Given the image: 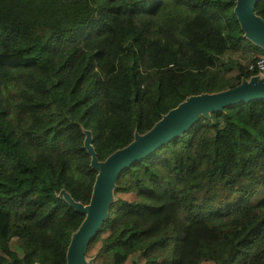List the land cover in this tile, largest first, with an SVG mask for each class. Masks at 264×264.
<instances>
[{
  "label": "trees",
  "instance_id": "16d2710c",
  "mask_svg": "<svg viewBox=\"0 0 264 264\" xmlns=\"http://www.w3.org/2000/svg\"><path fill=\"white\" fill-rule=\"evenodd\" d=\"M235 4L0 0V264H67L85 214L65 194L87 204L98 173L86 140L105 161L187 97L260 76ZM98 241L104 264H264V99L210 110L124 169L90 264Z\"/></svg>",
  "mask_w": 264,
  "mask_h": 264
},
{
  "label": "water",
  "instance_id": "95a60500",
  "mask_svg": "<svg viewBox=\"0 0 264 264\" xmlns=\"http://www.w3.org/2000/svg\"><path fill=\"white\" fill-rule=\"evenodd\" d=\"M256 1L236 0L234 13L245 35L264 49V19L254 11ZM256 99H264V74L261 73L260 76L243 81L240 85L227 90L187 97L165 113L146 133L137 135L133 142L115 151L105 161L97 159L89 140H86L85 146L91 155L90 164L98 173L87 204L74 202L65 194L71 205L85 214L67 246V264H90L85 259L86 245L106 218L115 180L124 169L173 136L181 134L200 115H206L210 110H219L231 104Z\"/></svg>",
  "mask_w": 264,
  "mask_h": 264
},
{
  "label": "rangeland",
  "instance_id": "374dc122",
  "mask_svg": "<svg viewBox=\"0 0 264 264\" xmlns=\"http://www.w3.org/2000/svg\"><path fill=\"white\" fill-rule=\"evenodd\" d=\"M263 51L264 49L261 48ZM235 57H238L239 58V55L236 54L234 55ZM121 197L122 198H126V199H133V195L132 194H121ZM106 232L105 233H102V237L106 236ZM100 247V241H98L87 253V258L91 259L92 260V264H104V262H106L107 260V257L106 256H103V255H99V257L96 256V251L97 249ZM11 248L14 250V251H17L18 254H21V251L15 246L14 243L11 244ZM136 260L138 263L142 264L144 259L142 257H137L135 255H132L126 262L125 264H132V262ZM202 264H207V263H202Z\"/></svg>",
  "mask_w": 264,
  "mask_h": 264
},
{
  "label": "built area",
  "instance_id": "2783aa9c",
  "mask_svg": "<svg viewBox=\"0 0 264 264\" xmlns=\"http://www.w3.org/2000/svg\"><path fill=\"white\" fill-rule=\"evenodd\" d=\"M247 67L249 69H255L261 74H264V54L257 56L255 61L248 62Z\"/></svg>",
  "mask_w": 264,
  "mask_h": 264
}]
</instances>
